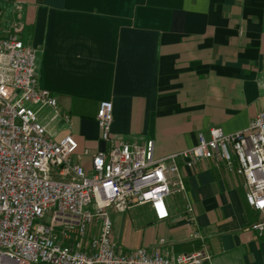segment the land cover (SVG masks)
Listing matches in <instances>:
<instances>
[{
    "label": "crops",
    "instance_id": "0c3cea01",
    "mask_svg": "<svg viewBox=\"0 0 264 264\" xmlns=\"http://www.w3.org/2000/svg\"><path fill=\"white\" fill-rule=\"evenodd\" d=\"M17 6L23 41L38 48V87L57 100V116L34 106L38 121L52 139L72 133L79 152L109 146L95 121L101 100L113 104L112 138L152 140L155 159L211 128L244 130L264 111V0H0L6 26ZM81 164L90 174L91 157ZM236 168L215 159L182 167L186 193L167 198L170 217L134 206L157 232L143 226L137 239L123 238L115 222L117 249H194L179 216L191 206L211 256L204 264H264V236L250 227L260 212Z\"/></svg>",
    "mask_w": 264,
    "mask_h": 264
},
{
    "label": "built area",
    "instance_id": "2783aa9c",
    "mask_svg": "<svg viewBox=\"0 0 264 264\" xmlns=\"http://www.w3.org/2000/svg\"><path fill=\"white\" fill-rule=\"evenodd\" d=\"M23 29L19 6L7 26L0 8V264L206 263L211 256L191 206L179 216L196 248L178 253L145 246L120 252L109 209L124 213L149 204L157 221L166 220L167 198L186 193L182 167L209 159L229 169L237 162L246 202L260 212L250 227L264 236V111L244 130L211 128L194 146L155 159L152 140L140 145L112 138L113 104L101 100L95 121L109 146L79 152L72 133L52 139L38 121L34 106L59 112L55 97L38 87V48L23 41ZM83 155L91 157L90 174ZM47 216L48 223L39 222Z\"/></svg>",
    "mask_w": 264,
    "mask_h": 264
},
{
    "label": "rangeland",
    "instance_id": "374dc122",
    "mask_svg": "<svg viewBox=\"0 0 264 264\" xmlns=\"http://www.w3.org/2000/svg\"><path fill=\"white\" fill-rule=\"evenodd\" d=\"M144 208L145 207H133L129 211L124 212V213H117V212H114L112 209H109V215H110V218L113 224V228H114L115 222H118V226H117L118 228L121 224V227H122L121 236L123 238H126V237L130 238L131 236H134V238L137 239L138 237H140L141 229L143 228V226L145 227L151 226L150 233L151 235L155 234L157 232V228L155 226L152 227L153 224H144V221L142 219L143 217L141 216L142 210ZM49 219L50 217L47 216L44 220L39 221V222L48 223ZM131 238L133 239V237ZM116 246L117 248H119L120 244L119 245L116 244Z\"/></svg>",
    "mask_w": 264,
    "mask_h": 264
},
{
    "label": "trees",
    "instance_id": "16d2710c",
    "mask_svg": "<svg viewBox=\"0 0 264 264\" xmlns=\"http://www.w3.org/2000/svg\"><path fill=\"white\" fill-rule=\"evenodd\" d=\"M196 248V246L194 247V249ZM193 250V249H192ZM192 250H190V251H192Z\"/></svg>",
    "mask_w": 264,
    "mask_h": 264
}]
</instances>
